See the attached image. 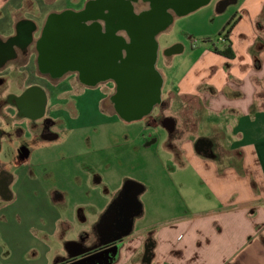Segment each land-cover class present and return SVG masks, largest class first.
<instances>
[{
    "label": "crops",
    "instance_id": "obj_1",
    "mask_svg": "<svg viewBox=\"0 0 264 264\" xmlns=\"http://www.w3.org/2000/svg\"><path fill=\"white\" fill-rule=\"evenodd\" d=\"M61 1L63 0H0V49L15 34L18 19L29 18L40 24L49 13L81 7L84 2L64 0V3L59 4ZM220 1L204 0L195 5L181 3L168 7L165 11L170 20L155 36L157 41L158 34L168 33L163 55L169 61V69L174 72L167 80L157 70L162 78L161 93L198 99L211 120L210 126L221 129V136L216 132V153L213 145L215 142L211 137H201L213 146V150L209 148L206 154L195 149V143L201 138L194 140L192 136H185L181 140L178 151L168 147L174 163L189 162L187 166H179V172H185L186 167H191V173L197 175L203 183L204 191L199 194V201L186 202L188 204L185 214L177 218H168L171 207L161 206V200L153 201L151 204L155 207L156 215L149 218L140 231L134 232L135 220L143 214V204L139 197L146 189L137 181L144 186L143 192L138 196L142 213L134 219L132 231L119 241L117 259L113 264H264V103L261 98H257L258 93H264V0H233L236 6L232 14L221 9L225 4ZM27 6L29 10H25L26 15H23ZM36 9L39 16L34 18L36 13L33 16L29 13ZM141 9L149 10L151 6L146 4ZM135 12L139 13L136 10ZM197 14L211 21L217 20L218 33L234 15L237 17L229 35L234 58L229 59L213 51L212 45H218L220 39L209 44H198L194 38H190V43H187L170 34L176 17L189 18ZM100 23L103 24L102 21ZM102 29L104 30L103 26ZM96 31L99 30L96 28ZM115 34L128 40L122 29L115 30ZM157 45L155 67L162 51L158 41ZM103 47L102 61L103 66L106 64L107 67L108 49ZM253 47L254 55L250 52ZM11 48L16 49V46L12 45ZM18 54L22 57L19 52ZM24 57L23 61L16 64L7 62L0 65V170L15 176L10 198L6 200L0 197V213L18 201L17 194L22 189L24 195L39 196L41 205L47 210L46 215L40 221H28L23 235L38 241L39 250L32 255H40L44 258V264H58L65 252L60 253L51 241L62 239L66 233L73 231L77 237L87 234L88 240L99 241L97 224L117 196L119 188L109 191V200L107 197L104 204H100V196L95 198L98 202L92 198L88 201L80 198L79 186L83 183L87 185L86 181L89 176L91 178L92 172L103 175L102 167L111 165V161L117 157L109 153L103 156L98 154L84 157L82 163L78 161L75 165L76 171L68 181L71 188L43 183L44 180L39 177L38 172L39 167L47 162L41 158L34 161L33 154L62 143L57 122L69 107L67 101L73 81L71 76H65L53 84L38 81L35 78L37 61L34 53L29 52ZM186 60V69L177 77V70ZM34 82H40L43 86V96L46 99L44 113L55 122L45 134H40L39 130L30 131L27 126L28 119L15 117L16 104L7 100V96H17L22 89ZM166 83L168 87L165 90ZM102 87L99 85L94 91H90L80 86V90H83V95H88L89 92L102 93ZM103 95L106 96L103 93L102 97ZM253 104L257 106V110L251 113ZM108 106L110 109L113 105L110 102ZM17 120L24 122L23 137L18 140L14 134ZM140 121L141 119L136 120ZM131 122L123 120L124 124ZM143 124L138 123L140 130L136 138L150 148L158 141V137L153 130L144 128ZM67 127L69 130L74 128L72 125ZM6 143L12 145L11 155L7 153L3 157ZM22 144L28 147V153L19 156L16 151ZM217 153L220 157L215 156ZM79 155L72 156L71 159L78 158ZM118 157L122 159L121 155ZM64 159L69 158L57 157L52 161ZM82 165L87 168L83 172L80 169ZM155 169L152 165L146 168L151 173ZM79 172L85 173L87 179L81 178ZM121 177L126 179L125 174ZM90 190L99 192L94 187ZM71 191L78 195L72 196ZM154 192L160 197L159 189ZM72 199L70 214L66 206ZM92 206L97 209L95 212L85 211V208ZM81 209L84 211L80 214ZM18 221L14 218V222ZM0 222L9 224L5 216L0 218ZM146 248L149 249L148 252ZM145 258L148 261L145 262ZM22 260L25 264V260Z\"/></svg>",
    "mask_w": 264,
    "mask_h": 264
},
{
    "label": "rangeland",
    "instance_id": "obj_2",
    "mask_svg": "<svg viewBox=\"0 0 264 264\" xmlns=\"http://www.w3.org/2000/svg\"><path fill=\"white\" fill-rule=\"evenodd\" d=\"M47 1L50 0H41V2ZM188 1L190 0H177V5ZM220 2L225 4L221 9H226V13L232 14L234 12L236 4L233 3V0H221ZM61 3H64V0L59 2V4ZM135 8L136 11H139L141 6L137 5ZM25 10H29L28 6L24 9L23 15H26ZM36 12L39 13L37 9L31 10L29 14L33 16ZM38 13L33 17L37 18ZM170 31L171 35H176L187 43H190V38H194L198 44H209V42L217 41V20L211 21L207 17L200 16V14L189 18L176 17ZM167 35L168 33H161L156 37L162 50L156 68L166 79L171 73H174L169 69V61L163 55ZM187 64V60L185 64H181L179 70H177V77L183 73ZM35 70L38 71V68H35ZM167 87L168 84L166 83L164 89L166 90ZM82 91V89L79 90L80 94L76 98V107H68L57 122L62 143L58 146L52 145L43 148L33 154L34 161L41 158L47 162L39 167L38 172L39 177L44 180L43 183L71 188L68 181L71 180V174L76 171L75 165L78 161L81 162L84 157H93L98 154L103 156L109 153L116 156V160L113 159L111 165L102 167L103 175L92 172L91 178L89 176L86 181L87 185L83 183L79 186L80 198L88 201L90 198L95 200L97 196H100L101 201L99 203L104 204L109 191L119 188L117 191L119 193L125 180H135L141 182L146 189L139 197L143 204V214L135 220L134 232L140 231L146 225L148 219L156 215L155 207H152L151 204L153 201L161 200V206L166 207L168 205L167 208L171 207L170 212L167 214L168 218L183 216L188 203L196 202L195 200L199 201L198 196L204 191L202 189L203 183L197 175L191 173V167L189 166L185 168V172H179L178 167L187 166L189 162L177 164L178 161H176L174 163V160L170 158L168 147L178 151L181 140L185 136H192L194 140L201 137H211L215 142L213 145L216 153L217 134L221 136V129L210 126L211 120L202 108L201 101L190 97L161 93L160 104L156 105L150 114L143 117L140 122L135 121L124 124L123 120L113 111V106L109 109L107 102L104 101V95L101 99L103 93L89 92L88 95H83ZM107 101L110 103L108 99ZM165 117H173L176 121L175 131L170 140L168 131L160 124ZM138 123H144V128L148 127V130H153L158 137V141L152 144L150 148L146 147L145 142L136 138L140 130ZM68 125H72L74 128L69 130ZM109 146L112 147L109 148ZM11 147V144L6 143L4 145L6 153L3 152V157L7 153L11 155ZM77 154L83 156L79 155L78 158L71 159L72 156L76 157ZM119 155H121V160L118 157ZM215 156L220 157L218 153ZM57 157L69 159L53 162V158ZM151 165L156 168L154 173L146 170ZM80 169L83 172L87 168L82 165ZM82 172H79V176L84 180L87 179L85 173ZM123 174H125L126 179H122ZM71 183L73 185L72 181ZM91 187L96 188L99 192L90 190ZM155 189H159L160 193L158 195L160 197L156 196ZM23 191L24 189L18 192V201L14 205L1 212L2 214L0 213V218L5 216L9 221V224L0 222V264H23L22 259L25 260V264L45 263L44 258L42 259L40 255H32L39 250L38 241L25 237L23 229L27 227L26 223L28 221L43 219L47 210L41 205L39 196L29 197L24 195ZM71 192L72 196L78 195L77 192ZM95 201L98 202L97 199ZM186 202L188 203L186 204ZM69 203L66 210L71 214L73 199L72 201L69 200ZM96 210L94 206L85 208V211H89V213ZM83 211L84 209H81L80 214ZM14 218L19 220L18 223L14 222ZM76 237L77 234L73 231L66 233L65 236H62V239L51 241V244H54L60 253H64L67 252V249L63 247L64 240Z\"/></svg>",
    "mask_w": 264,
    "mask_h": 264
},
{
    "label": "water",
    "instance_id": "obj_3",
    "mask_svg": "<svg viewBox=\"0 0 264 264\" xmlns=\"http://www.w3.org/2000/svg\"><path fill=\"white\" fill-rule=\"evenodd\" d=\"M131 1L91 0L74 18L67 15H50L47 28L36 41L39 51L42 52L43 48V53H40L38 58L39 69L60 72L66 65H72L74 49L88 41L89 28L82 23L77 24L76 21L104 18L106 15L99 11L105 7L112 9L109 14V36L104 41L97 32L96 41L102 45L105 43L104 46L108 49L106 71L116 85L111 99L117 115L127 122L147 116L160 102L162 78L155 67L158 48L155 36L170 20L165 10L177 5L176 0H154L151 10L136 13ZM202 1L204 0L190 3L195 5ZM29 27L33 29L32 22H29ZM117 29H124L128 40L117 36ZM99 60L96 59V69L104 71L102 57ZM160 124L171 134L176 121L173 117H165ZM208 147L209 142L204 138L195 143V149L199 153L206 154ZM143 190L141 183L126 180L99 219V244L70 253L69 258L73 261L68 264H113L117 259L119 241L132 231L134 219L142 213L138 196ZM9 198L10 196L5 197L6 200ZM74 243L80 245L77 241L69 240L64 243V247L68 251L69 246ZM146 251L149 249L146 248ZM147 258L144 259L145 262L148 261Z\"/></svg>",
    "mask_w": 264,
    "mask_h": 264
},
{
    "label": "flooded vegetation",
    "instance_id": "obj_4",
    "mask_svg": "<svg viewBox=\"0 0 264 264\" xmlns=\"http://www.w3.org/2000/svg\"><path fill=\"white\" fill-rule=\"evenodd\" d=\"M91 0H84L81 7H76L74 9H62L59 11L51 12L49 13L45 19L40 23L36 24L32 19L29 18H20L17 20L16 23V30L15 34L10 37L6 45L0 49V65H4L7 62H15L18 63L19 61H23L22 57L24 55L30 53H34L37 61V68L38 71L35 73V78L38 81H41L43 83L48 82L50 84L56 83L61 78L65 76H71L73 81V87L68 95V105H72L69 107H76V98L79 97V90L80 86L83 87V89L87 90H93L99 85L102 87V93L105 92L106 96L104 101L107 102L109 105L107 99L109 102L112 103L113 107L114 104L112 102L111 96L115 92L116 85L114 81L110 78L106 71V64L104 71H101L100 69H96V59H100L102 57V52L104 50V45H102L100 42L96 41L97 38V31L96 28L99 30L98 34L99 37L104 38V41L109 36L111 25H110V19L109 14H111L112 9L110 8H103L101 9L102 14L106 15L104 18H95V19H78L76 21L77 24H84L88 31V41L82 43L83 46L80 45L79 48H75V52L73 54V61L72 65H66L60 72L53 73L52 71H49L48 69L42 71L38 67V58L40 53H43L39 51L37 47V39L41 37V35L44 33L45 29L47 28V25L49 23V17L50 15L54 16H74L81 11H83L86 7V5ZM195 0H190V2H193ZM154 0H132L131 4L133 7V10H136V6H142L145 4H149L151 6V9L153 8ZM149 9V10H151ZM140 9V12L149 11ZM103 22L101 24L100 22ZM29 22L33 23V29L29 27ZM77 26V25H76ZM102 26L104 27V30L102 29ZM102 29V30H101ZM124 31V29H122ZM125 36L128 38L127 33L124 31ZM16 46V49L11 48V46ZM103 49H101L102 47ZM18 52L22 55L19 56ZM25 58V57H24ZM100 61V60H99ZM111 83L113 91H111ZM94 91V90H93ZM44 89L40 82H34L28 86H26L17 96H7V100L12 101L16 104V113L15 117L22 118L26 117L28 119L27 126L30 131L39 130L40 134H45L47 130H49V127L51 125H54V121L48 117L45 116L44 108L46 105V99L43 96ZM103 98V97H102ZM160 102L157 104L159 105ZM39 120V122H38ZM17 125L15 126L14 134L16 135V139H20L23 137L24 131L22 130V125H24L23 121L17 120ZM175 131V129H174ZM174 131L169 134V137L174 133ZM209 142V141H208ZM209 148L213 150L212 144L209 142ZM206 149V147H204ZM17 155L23 156L28 153V147L26 145H20L17 148L16 151ZM15 180V176L12 173H9L5 170H0V197H9L11 196V186L13 185V182ZM88 235H81L75 239H72V241H78L79 244H72L69 246L68 251L65 252V256L61 257L59 259L58 264H68L73 259L69 258L70 253H75L79 250H84L86 248H93L96 245L99 244L98 240L90 241L88 240ZM88 263V262H86Z\"/></svg>",
    "mask_w": 264,
    "mask_h": 264
},
{
    "label": "trees",
    "instance_id": "obj_5",
    "mask_svg": "<svg viewBox=\"0 0 264 264\" xmlns=\"http://www.w3.org/2000/svg\"><path fill=\"white\" fill-rule=\"evenodd\" d=\"M237 22V17L234 15L227 23L226 25L223 27V29L218 33L217 35V40L220 39V43L217 44H213V51L221 56H224L226 58L232 59L235 57V53L232 49V45H231V41L229 38L231 29L233 28V26L235 25V23ZM250 52L253 53V55L255 54V49L254 47L250 49ZM257 98H261L263 103H264V93H258L257 94ZM264 104H262L263 106ZM257 110V106L256 105H252L250 112L254 113Z\"/></svg>",
    "mask_w": 264,
    "mask_h": 264
}]
</instances>
